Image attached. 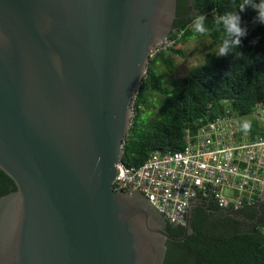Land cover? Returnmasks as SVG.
Here are the masks:
<instances>
[{
    "label": "water",
    "instance_id": "1",
    "mask_svg": "<svg viewBox=\"0 0 264 264\" xmlns=\"http://www.w3.org/2000/svg\"><path fill=\"white\" fill-rule=\"evenodd\" d=\"M177 0H0V264H164L181 237L115 191L130 104Z\"/></svg>",
    "mask_w": 264,
    "mask_h": 264
},
{
    "label": "trees",
    "instance_id": "2",
    "mask_svg": "<svg viewBox=\"0 0 264 264\" xmlns=\"http://www.w3.org/2000/svg\"><path fill=\"white\" fill-rule=\"evenodd\" d=\"M241 2L177 0L176 18L168 35L176 39V44L149 58L146 76L130 104L135 112L120 157L125 167H139L153 152L181 151L186 132H194L222 113L225 107L247 114L256 106L264 105V25L253 22L255 10L247 7L241 13L248 34L242 39L240 49L245 55L238 59L232 55L216 57L223 39L222 30L209 24L212 30L199 35L191 26L196 15L205 14L211 22L213 15L236 8ZM260 2L253 0V3ZM191 10L194 14L189 16ZM199 37L210 39V49L204 54L202 63L188 70L182 79H172L169 86H164L156 74V64L171 70L170 55L181 54L177 46L188 38ZM153 94L158 100L152 104ZM15 189L13 180L0 169V197ZM208 202L207 208L218 209L212 200ZM224 212L238 215L251 212L257 221L249 229L220 233L217 220L210 218L203 207H194L190 222L193 233L182 242L166 241L164 264H264V204L257 209ZM208 225L212 229H208ZM166 231L173 237H181L184 232L183 227L168 224Z\"/></svg>",
    "mask_w": 264,
    "mask_h": 264
},
{
    "label": "built area",
    "instance_id": "3",
    "mask_svg": "<svg viewBox=\"0 0 264 264\" xmlns=\"http://www.w3.org/2000/svg\"><path fill=\"white\" fill-rule=\"evenodd\" d=\"M175 44L167 36L149 58ZM117 169L113 189L140 191L172 227L184 226L189 205L196 200H212L223 211L257 209L264 204V105L247 114L225 107L194 132H186L181 151L153 152L137 168L120 161Z\"/></svg>",
    "mask_w": 264,
    "mask_h": 264
},
{
    "label": "clouds",
    "instance_id": "4",
    "mask_svg": "<svg viewBox=\"0 0 264 264\" xmlns=\"http://www.w3.org/2000/svg\"><path fill=\"white\" fill-rule=\"evenodd\" d=\"M247 7L255 10L256 15L253 18L254 23L264 25V0L260 3H253V0H242L236 8L225 10L222 14L213 15L211 22H209L207 15L199 14L192 18L191 26L194 33L199 35L208 34L212 28L215 27L223 32V39L216 50V57H228L230 55L235 58H240L245 55L240 51L242 46V39L248 34L247 25L242 21L241 13ZM239 9V11H237ZM255 43V41H253ZM249 127L248 123L244 124V128Z\"/></svg>",
    "mask_w": 264,
    "mask_h": 264
},
{
    "label": "rangeland",
    "instance_id": "5",
    "mask_svg": "<svg viewBox=\"0 0 264 264\" xmlns=\"http://www.w3.org/2000/svg\"><path fill=\"white\" fill-rule=\"evenodd\" d=\"M186 7L189 8L190 3L187 4ZM193 14V10L188 13L189 16ZM177 49L181 54H171L169 57L173 67L171 70H168L163 64H156V74L164 86H169V82L172 79L176 81L182 79L188 70L202 63L204 54L210 49V39L207 37L188 38L180 43ZM215 49L216 48L213 47L212 51ZM145 76L146 73L143 75V78ZM157 100V96L153 94L151 103H156ZM130 112L132 118L135 111L131 109ZM209 226L210 225H208V229H212L211 226Z\"/></svg>",
    "mask_w": 264,
    "mask_h": 264
},
{
    "label": "flooded vegetation",
    "instance_id": "6",
    "mask_svg": "<svg viewBox=\"0 0 264 264\" xmlns=\"http://www.w3.org/2000/svg\"><path fill=\"white\" fill-rule=\"evenodd\" d=\"M198 206H201L206 210L207 214H210V218L216 219L217 228L220 233H229L237 229L245 230L252 227L251 225L257 221V217L253 216L254 213H245V214H227L220 209L207 208L208 201L198 202ZM197 207V206H196ZM194 208V207H193ZM192 208V210H193ZM215 222V221H214ZM227 222V223H225Z\"/></svg>",
    "mask_w": 264,
    "mask_h": 264
}]
</instances>
